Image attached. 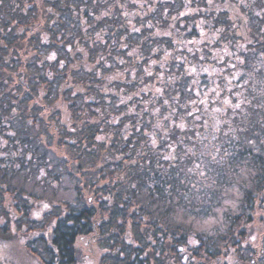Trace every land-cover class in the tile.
I'll return each mask as SVG.
<instances>
[{
	"label": "trees",
	"instance_id": "1",
	"mask_svg": "<svg viewBox=\"0 0 264 264\" xmlns=\"http://www.w3.org/2000/svg\"><path fill=\"white\" fill-rule=\"evenodd\" d=\"M82 248L264 264V0H0V264Z\"/></svg>",
	"mask_w": 264,
	"mask_h": 264
},
{
	"label": "rangeland",
	"instance_id": "2",
	"mask_svg": "<svg viewBox=\"0 0 264 264\" xmlns=\"http://www.w3.org/2000/svg\"><path fill=\"white\" fill-rule=\"evenodd\" d=\"M32 191H34V193H36L39 197L42 198V201L36 202V211H37V215L36 216H40V214L46 209V200L47 198L50 197L51 193L50 191L45 190V192H43L40 188L36 187V186H30L29 187ZM56 198L59 199H63V200H70L73 201V196H72V192L70 190H66V191H62L60 190L58 192V194H56ZM45 201V202H44ZM233 207L235 205H232ZM211 222H203V229H207L210 228ZM199 228H202L201 225H199ZM7 251L10 252L12 255H14L16 257V260H21L24 259L26 260V257L24 258V256L21 254V252H18L17 249L14 248V243H9V245L7 246ZM95 250H92V254L88 253L87 250H83L79 249V251L77 250V257L78 258V262L79 264H98V253L95 255ZM85 254H87L88 256H86ZM94 254V255H93ZM2 257V256H1ZM22 260V261H24Z\"/></svg>",
	"mask_w": 264,
	"mask_h": 264
},
{
	"label": "snow or ice",
	"instance_id": "3",
	"mask_svg": "<svg viewBox=\"0 0 264 264\" xmlns=\"http://www.w3.org/2000/svg\"><path fill=\"white\" fill-rule=\"evenodd\" d=\"M241 63H243V61H241ZM193 71H194V70H193ZM225 103L228 104L229 102H228V101H225ZM235 107L238 108V107H239V104H237ZM179 127H180L181 129H183V128H184V125H183V124H180ZM153 144L155 145V140L153 141ZM171 158H172V157H169V156H166V157H165V159H171Z\"/></svg>",
	"mask_w": 264,
	"mask_h": 264
}]
</instances>
